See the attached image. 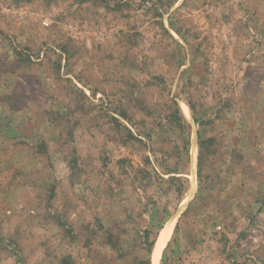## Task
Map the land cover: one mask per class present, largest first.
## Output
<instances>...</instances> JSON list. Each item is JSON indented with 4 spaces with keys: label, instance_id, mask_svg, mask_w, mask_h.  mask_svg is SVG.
<instances>
[{
    "label": "rangeland",
    "instance_id": "374dc122",
    "mask_svg": "<svg viewBox=\"0 0 264 264\" xmlns=\"http://www.w3.org/2000/svg\"><path fill=\"white\" fill-rule=\"evenodd\" d=\"M163 217L154 264H264V0H0V264H151Z\"/></svg>",
    "mask_w": 264,
    "mask_h": 264
},
{
    "label": "trees",
    "instance_id": "16d2710c",
    "mask_svg": "<svg viewBox=\"0 0 264 264\" xmlns=\"http://www.w3.org/2000/svg\"><path fill=\"white\" fill-rule=\"evenodd\" d=\"M172 104H173V111L170 114V121L173 124L177 125L178 127H181L183 130L185 128V125H184V119H183V116L181 114V111H180L175 100H173ZM209 143H210V141H209ZM188 146H189L188 140H184L182 149H183V154H185V156L188 155ZM207 147H208L207 140L205 141L200 136H198L197 177L199 180H200V176H201L202 154H203V150L206 149ZM183 188H184V186L181 184L178 185V187H174L175 193L178 196V199L182 195ZM164 214H166V213H164ZM166 220H167V217H163L162 219H160L158 221V223L156 225V231L154 233L150 229H144L141 232V235L143 236V243H141V246L144 247L147 254L151 253L154 242H155V238L157 237L158 232L163 228V224ZM151 236H153V237L151 238ZM106 240H107V244H109V246H111L114 249L115 245H114V238L112 237V235L107 234ZM59 264H70V258L69 257L62 258L60 260ZM131 264H150V260H149V258H146V259L136 258V259L132 260Z\"/></svg>",
    "mask_w": 264,
    "mask_h": 264
},
{
    "label": "bare ground",
    "instance_id": "6f19581e",
    "mask_svg": "<svg viewBox=\"0 0 264 264\" xmlns=\"http://www.w3.org/2000/svg\"><path fill=\"white\" fill-rule=\"evenodd\" d=\"M184 109L187 110L185 107H184ZM191 175L192 176L190 178H191V182L192 183H191L190 187L192 189L193 186H194V177H193V174H191ZM173 225H174V221H172L171 223L169 222L168 225H166L167 227H165V229L163 230V233L160 235L159 240H158L159 242L157 243V247H156V249L153 252V264L155 263L156 258H157L158 254L160 252V248H161V246L163 244V241L165 243L166 240L168 239V237H169V235L171 233V229H172Z\"/></svg>",
    "mask_w": 264,
    "mask_h": 264
},
{
    "label": "water",
    "instance_id": "95a60500",
    "mask_svg": "<svg viewBox=\"0 0 264 264\" xmlns=\"http://www.w3.org/2000/svg\"><path fill=\"white\" fill-rule=\"evenodd\" d=\"M190 189H191V187L189 186V191H190ZM168 223V222H167ZM166 223V224H167ZM165 224V225H166ZM165 225H164V227H165ZM164 227L162 228V230L164 229ZM162 230L160 231V233L162 232ZM159 237H160V234L158 235V237H157V240H156V243H155V245H154V248H153V250H152V253H151V264H153V252H154V250L156 249V247H157V243L159 242L158 240H159Z\"/></svg>",
    "mask_w": 264,
    "mask_h": 264
}]
</instances>
